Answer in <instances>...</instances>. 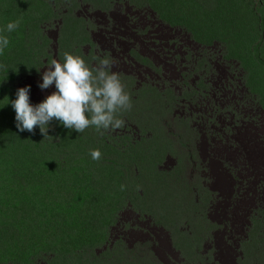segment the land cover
Wrapping results in <instances>:
<instances>
[{"label": "clouds", "instance_id": "clouds-1", "mask_svg": "<svg viewBox=\"0 0 264 264\" xmlns=\"http://www.w3.org/2000/svg\"><path fill=\"white\" fill-rule=\"evenodd\" d=\"M102 1L88 0L83 3L81 0H65L62 2L65 6L58 3L55 10L59 18L53 20L58 23L54 25L55 29L46 28L48 20H52L48 15L52 13L51 9L38 20L40 25L36 31L42 38L37 34L41 49L46 43L47 47L54 49L53 58L41 75L42 82L38 87L44 90L54 86L55 90L41 101L32 99L35 87L30 90L33 76L40 74L38 69L41 65L32 66L33 57L27 51H23V65L15 67L16 64L12 62L19 45L22 50L21 41L17 40L16 29H21L19 20L8 23L6 21V25L0 29V68H4L0 74L7 75H0V92H5L3 95L7 103L4 106L10 104L14 110L17 132L35 135L38 130L44 136L51 132L55 121L57 127L84 134L87 137L85 142L77 140L73 150L76 147L79 150L83 148L84 151H80L93 159L89 162H78L76 165L69 164L73 180L79 185L80 193L88 198V202L97 196L99 187L94 188L97 185L96 180L108 184L111 194L109 199L105 202L97 199L94 207L105 204L107 211L112 213L121 204L123 212L118 221L124 219L128 213L132 214L134 209L151 217L156 212L159 213L157 210L165 211L164 218L158 220L159 227L165 233L161 230L150 231L144 236L137 235L132 243L134 246L130 249L131 253L137 252L135 254L142 264H154L149 263V259L153 258L148 252L147 242H143L146 238L152 243L155 242L158 252L177 254L175 264H219L217 259L222 260L221 264H264V223L254 219L255 211L259 207L262 209L260 214L264 216V154L260 153L264 152V124L259 126L248 119L245 123L240 116L237 117L235 107H232L229 97L222 90L206 89L199 83L200 77L199 74L196 76L193 65L196 57L199 56L201 61L207 51L203 35L200 39L205 42L197 39L203 48L197 54L182 48L185 46L186 35L177 34L181 42L177 37L175 39L178 42L172 44L168 36L164 43L163 37L158 36L153 41L154 46L152 41L146 42L145 51L140 40L133 42L128 35H124L123 40H120L123 43L122 58L118 46L109 43V31L115 27L116 20L127 19L136 23L141 18L147 19L148 12L141 4L142 0H138L140 3L137 0H123L124 3L121 1L117 5L116 0H113L110 1V6L100 8ZM258 3L264 7V0H259ZM123 5L126 7L125 12L122 11ZM251 11L255 13L252 8ZM170 20L179 26L182 25L179 20L185 22L180 13L176 14V18L170 17ZM246 23L251 24V21ZM259 26L260 36H253V40L258 38L260 43L254 54L258 60L254 62L250 58V48H246L247 52L242 58L249 70L261 69L262 66L264 68V21ZM104 32L108 34L106 39ZM13 33H16L15 37ZM205 37L207 39L206 34ZM155 46H159L156 54L162 46L169 50H161L158 59L153 60ZM69 49L73 54L69 53ZM111 52L112 64L109 58H101ZM119 59H122L120 67L117 66ZM46 60L45 64L50 61ZM14 68L19 69V77L23 74L30 80L28 85L24 81L21 83L23 87L16 90L15 97L13 95L17 86L12 84ZM30 70H34V73H29ZM197 72L200 73L198 70ZM258 79L254 82L264 84L263 79ZM156 90L158 97L155 94L153 104L157 108L161 105L162 110L154 113L166 119L163 127L150 128V122L144 115L138 119L141 121L134 129L138 132L134 135L140 141L136 142L124 134L121 136L126 137L125 145L115 148L119 142L116 135L120 136L117 128L123 125V121L117 118V113L129 110L141 100V105H146ZM184 96L188 97V102H185ZM178 102L188 104V115L184 109L178 111L177 107L183 108ZM174 114H177L175 118ZM184 117L189 128L176 142L174 136L177 131L173 122L176 118ZM89 126L96 129L87 128ZM110 128L114 129L111 133L100 132ZM239 136L243 137L242 140L238 139ZM92 137H97L99 141L104 139L102 148L100 142ZM105 137L111 138L110 141ZM240 143L243 144V149ZM100 148L101 154L106 155L104 158H99ZM181 155L185 157H180ZM110 158L116 161V166L108 175L103 168L95 166L94 160L105 161ZM163 160L166 161L165 165ZM181 163L185 170L189 167V179L197 182L196 184L188 183L183 176L184 180L178 175L176 166ZM119 169L124 170L126 182L123 187L119 185ZM195 174L201 176L200 181L195 178ZM144 180L147 181V188L141 185ZM170 180L175 183L182 198L190 196L194 189L198 191L200 187L198 192L204 195L206 212H201L195 222L212 229L210 236L199 234L195 222L192 226L189 224L191 219L188 218L190 214L186 206H191V199H187L185 205L184 202H179L174 197V190L167 186ZM151 188L154 189L153 193ZM160 190H163V198L158 196ZM196 195L197 192L193 195L194 199ZM41 200L43 199L25 201L30 207L31 215L26 214L24 203L22 210H9L26 219L32 227L33 217L38 213L42 222L39 230H50L54 224L53 216L49 217L41 212ZM143 216L146 218V215ZM50 219L51 226L48 224ZM101 230L95 226L94 232H102ZM54 238L49 239V242ZM96 240L101 241L102 234L97 233ZM82 246L84 245L77 244L76 251H81ZM41 247L42 243H38L33 247L20 246L14 251L0 252V264H16L18 260L26 262L21 264H29L28 260L39 253ZM236 250L238 253H248L252 258L242 259ZM52 252L55 253V250ZM158 252L152 251V254L156 256ZM81 254L75 253L77 260ZM52 261L54 262L49 261L50 264H55V258Z\"/></svg>", "mask_w": 264, "mask_h": 264}, {"label": "rangeland", "instance_id": "rangeland-1", "mask_svg": "<svg viewBox=\"0 0 264 264\" xmlns=\"http://www.w3.org/2000/svg\"><path fill=\"white\" fill-rule=\"evenodd\" d=\"M63 1L65 0H0V29H3L6 25V21L8 23L12 18H14L15 21L19 20V26L21 29L17 28L16 30L18 34L17 40L18 42L21 41L22 44V51L30 52L31 57H33L31 61L33 64L32 66L39 67L41 65L40 69H38V71L40 70L41 72L40 74L33 76V85L30 88V90H33V87H35L36 91L33 94L32 99L37 98L39 101L43 100L55 89L54 86H50L48 89L44 90H41L38 87L39 83L42 82L41 75L47 70L46 66L50 65L54 55V49L47 47V43L42 49L39 45L38 40L40 34L36 31L40 25L38 20L43 14L51 9L52 13L48 15H50L49 18L52 17V20H48L46 28L55 29V26L58 23L53 22V20L59 18L56 16V5L61 3V6H65V4L62 3ZM81 1L86 3L88 0ZM110 1L113 0H103L100 4V8L110 6ZM121 1L123 2V0H116L115 5L119 4ZM251 2H253V4ZM258 2L259 0H142L141 4L145 7V11L148 12L147 19L141 18L140 20H137L136 23L127 21V19L116 20L115 27L109 31L110 35L104 32V37L106 39L108 35L109 43L118 46L119 54H121L120 56L122 58L124 56L123 43L120 42V40H123L124 35H128L129 40L133 42L140 40L144 51L146 50V42H148V40L152 41V37L157 38L158 36H162L164 43L166 36H168L169 41L172 44L178 42V40L176 41L175 39L177 37H179V42H181L180 36L177 34L186 35L184 41L185 46L182 48L193 54H197L203 50L201 44L198 43V40L202 41L200 38L204 37L206 42L204 40L202 42H205L207 51L201 61L199 56H197L194 62L195 65H193L196 76L199 74V83H201L206 89H213L216 91L217 88L222 90L224 94L229 97L231 101L230 104H232V107H235L234 111L237 112V117L240 116L242 121L247 123L248 119L263 126L264 84L259 82L256 83L254 80H259L258 78L264 80V68L262 66L261 69L255 68L251 70L250 68L249 70V67L245 66L244 61L242 60L244 54L247 52L246 48H250V58L254 62L258 60L254 54L256 53L258 46H260V43L258 42V38V41L256 39L253 40V36H260L261 30L259 29V25L264 21V7ZM126 4L127 3H125V5ZM249 4L251 5L249 6ZM125 5L122 6L123 12L126 11ZM251 8L255 13L251 11ZM177 13L182 14L185 18V22L179 20V22H182V25L180 26L172 23L170 20V17L176 18ZM248 20L251 21V24L246 23ZM44 26L46 25H43V27ZM76 29L80 31L78 28ZM74 31L76 32L75 29ZM158 47L155 46L153 60L157 59L161 50H169L168 47L162 46L161 50L156 54V48ZM101 51L104 52L103 50ZM69 53L73 54L71 49H69ZM101 58H109L111 64L113 63L112 52L108 55H103ZM46 59H50L47 64H45V62H47ZM121 64L122 59H119L117 66L120 67ZM3 69L4 68H0V71ZM197 70L200 73H198ZM29 73H34V70H30ZM19 74V69L16 70L14 68V79L12 84L14 87L17 86V88L14 90L13 97H15L16 90L23 87L21 86L23 81L27 85L30 84V80H28L26 76H23L22 74V76L19 77ZM0 75L2 77H7L4 73H1ZM217 77L219 79H216ZM262 82L264 83V81ZM157 91L158 90L153 91V96L149 99V103L146 105H141L143 102V100H141L140 103L136 102L129 110L117 113V118L123 121V125L120 128H117L120 136L116 135V137L119 138V142L116 143L115 148L125 145L126 137L121 136L124 134L128 135V138L130 137V139H133L136 142L140 141L139 138L135 137L134 133L138 132H135L134 129L138 126L137 123L141 121L138 119L144 115L147 116V119L150 122V128H153L154 126L158 128L163 127L166 119L162 118V115L154 113L156 110H162L161 105L157 108V106L153 104L155 94L156 97H158ZM4 93L0 92V107H3L7 103V100L3 95ZM183 98L185 102H188L187 96H184ZM178 105L183 106V108L177 107L178 111L181 112V110L184 109L186 115H188L189 112L186 110L188 104L178 102ZM8 111L9 125L3 123L4 129L7 131L10 129V132L18 133L14 124L15 113L11 108V105L9 104L0 108V112L8 113ZM176 116L177 114H174V118ZM230 117H232V115H230ZM173 126L175 131H177L174 139L178 142L179 136L184 134V132H186L185 130H188L189 123L185 117L183 119L176 118L173 122ZM87 128L96 129L94 126H89ZM113 130L114 129L111 128L108 130L102 129L100 132L104 131L106 133H111ZM131 131L134 132L130 133ZM250 132H252L251 129ZM76 133L77 132L75 131L57 127L56 122L53 121L52 130L49 134L41 136L38 130L35 135H30L27 132L21 134L22 138L25 140V144L34 152L36 151V162L43 166L44 173L39 172V175L36 178L29 177L28 180L26 179L24 182L20 183L22 194L18 196L16 203L22 200L31 201L34 199H43L40 204L41 212L49 217L53 216L54 222L53 227L48 234H42L41 251L32 255L33 257L28 260V263L50 264V262H54L52 261V258H55V264H142L139 257L135 254L137 252L131 253L130 249L134 246L132 243L135 241L137 235L144 236L145 234H148V232L154 230H161L164 232L161 229L162 227H159L160 223L158 220L164 218L165 211L163 209L157 210L159 213L156 212L154 216L151 217L147 213L134 209L132 210V214L128 213L124 219L118 221L120 219V214L123 212L120 208L121 204L115 207L112 213L107 211V205L105 204L100 205V207H94L97 199H100L101 202H105L111 195L110 186L101 183L100 180H96L97 185H94V188L96 189L99 187L97 196L93 201L88 202V198L80 193L79 185L74 182L72 171L69 167V164L76 165L78 162H89L93 159L86 155L87 153L84 154L81 152L84 151L83 148L80 149L81 151L77 147L73 150L76 145L73 140V138L75 139V136L77 140L80 139L82 142H85L87 138L84 137V134ZM115 134H117V132ZM233 134L236 137L235 133ZM92 138L99 141L97 137ZM105 138L109 141L111 139L109 137ZM242 138L243 137L239 136L238 139L242 140ZM99 142L102 148L104 139ZM37 145L38 147L36 150L35 148ZM239 145L243 149V144L240 143ZM101 148L99 149V158H104L106 155L101 154ZM260 153L262 155L264 154V152ZM180 157L184 158L185 156L181 155ZM71 159L73 160L71 161ZM94 164L97 168H103V170L109 175L111 174L110 170L115 168L116 161L111 158L105 161L96 159L94 160ZM163 164H166L165 160H163ZM176 167L178 175L182 179L184 177L186 179L185 181L191 184L197 183L189 179L191 178V175L188 166L187 170L184 169V164L182 163ZM7 168L6 165L0 167V178L2 181L9 179L5 176V174L10 171L7 170ZM119 171V185L120 187H123L126 182L124 170L119 169ZM168 175L169 174H167V176ZM195 178L200 181L201 176L195 174ZM141 183L143 188H147L146 180L141 181ZM167 186L174 190V197L178 199L179 202H184V205L186 204L187 199H191V206H186V210L189 211L190 215L188 218L191 219V223L189 224L192 226L197 220L198 215L201 212H206L204 195L198 192L200 187L198 191L194 189L190 196L182 198L173 181L170 180L167 183ZM153 188H151L152 193L154 192ZM196 192V199H194L193 195ZM10 196L5 197L4 200H8ZM158 196L163 198V190L158 192ZM256 202V206H258V201ZM136 204L141 205L139 203ZM1 210H4V204L1 205ZM260 210H262L261 207L257 208L254 219L256 222L264 223V216L260 214ZM143 215H146V218ZM48 224L51 226V219ZM195 225L199 234L207 236L211 235L210 230L212 229L206 228L196 222ZM212 225H214V222H212ZM95 226L96 229H102V232H94ZM97 233L102 234L101 241L96 240ZM51 238L54 239L49 242V239ZM145 241L148 244V252H150V255L153 258L149 259V263L175 264V262H177V254L160 253L156 250L155 242L152 243L148 238L143 240V242ZM89 242H91L90 246ZM77 244L84 245L82 246L81 251H76ZM53 250H55V253L52 252ZM152 251L158 252L157 255L155 256L152 254ZM80 252L82 254L77 260L75 253ZM236 253L239 257L242 255L240 257L242 259L249 260L252 258V255L248 253H238L237 250ZM141 259L147 262L144 258ZM216 262L221 264L222 260L217 259ZM21 263L26 262L18 260V263L16 264Z\"/></svg>", "mask_w": 264, "mask_h": 264}, {"label": "trees", "instance_id": "trees-1", "mask_svg": "<svg viewBox=\"0 0 264 264\" xmlns=\"http://www.w3.org/2000/svg\"><path fill=\"white\" fill-rule=\"evenodd\" d=\"M15 36L16 33H13V37ZM24 57L25 54L19 45L17 54L12 59V62L16 64L15 67L24 64ZM8 116L9 111L8 113L0 112V167L6 165L7 170H10L5 174L8 180L2 181L0 178V252L3 253L17 250L20 246L33 247L41 243L42 234H48L51 230H39L42 222L39 220L38 213L33 217L34 228L26 219L9 210V208L21 209L24 203L26 214L31 215L30 207L24 200L16 203L18 196L22 194L20 183L28 180L29 177L36 178L39 172L44 173V169L40 163L36 162V151L34 152L25 144L21 133L4 129L3 123L9 125ZM73 140L77 144L76 136ZM37 147L38 145L36 150ZM7 196L10 198L4 200ZM2 204H4L3 211L1 210Z\"/></svg>", "mask_w": 264, "mask_h": 264}, {"label": "bare ground", "instance_id": "bare-ground-1", "mask_svg": "<svg viewBox=\"0 0 264 264\" xmlns=\"http://www.w3.org/2000/svg\"><path fill=\"white\" fill-rule=\"evenodd\" d=\"M153 38H154V39H153ZM155 38H156V37H152V39H153V40H152V44H153V41L155 40ZM153 46H154V44H153ZM157 59H158V58H157ZM242 254H243V253H242ZM241 256H242V255H241ZM241 256H240V257H241ZM250 259H251V258H250ZM247 260H248V259H247Z\"/></svg>", "mask_w": 264, "mask_h": 264}]
</instances>
